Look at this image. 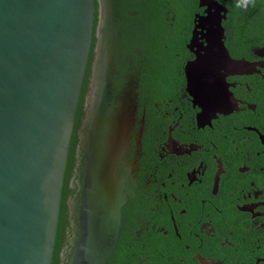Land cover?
Wrapping results in <instances>:
<instances>
[{"label":"flooded vegetation","instance_id":"af4514ba","mask_svg":"<svg viewBox=\"0 0 264 264\" xmlns=\"http://www.w3.org/2000/svg\"><path fill=\"white\" fill-rule=\"evenodd\" d=\"M221 55L244 67L191 84L189 65ZM72 140L52 264L116 222L102 264H264V0H95ZM106 154L117 218L85 210Z\"/></svg>","mask_w":264,"mask_h":264},{"label":"water","instance_id":"95a60500","mask_svg":"<svg viewBox=\"0 0 264 264\" xmlns=\"http://www.w3.org/2000/svg\"><path fill=\"white\" fill-rule=\"evenodd\" d=\"M94 21L95 0H0V264L53 263ZM228 61L244 67L229 56L200 58L187 67L191 84L206 83L204 71ZM109 158L89 159L85 210L106 205L117 218L106 195ZM117 228L107 241L85 231L72 264H102Z\"/></svg>","mask_w":264,"mask_h":264},{"label":"trees","instance_id":"16d2710c","mask_svg":"<svg viewBox=\"0 0 264 264\" xmlns=\"http://www.w3.org/2000/svg\"><path fill=\"white\" fill-rule=\"evenodd\" d=\"M78 122L79 120L77 121V126H78ZM76 141L77 140H72L71 141V146H70V151H69V158H68V171L71 170L72 168V165H73V162H74V155H75V147H76ZM67 171V172H68ZM68 174H67V179H65V188L67 187V181H68ZM66 208V205H65V196L62 198V205H61V212L64 211Z\"/></svg>","mask_w":264,"mask_h":264},{"label":"snow or ice","instance_id":"6c2138e0","mask_svg":"<svg viewBox=\"0 0 264 264\" xmlns=\"http://www.w3.org/2000/svg\"><path fill=\"white\" fill-rule=\"evenodd\" d=\"M207 26H208V30L209 32L211 31V23H212V18L209 17L208 20H207ZM218 102V100L214 97H208L207 101H206V104H212V103H216Z\"/></svg>","mask_w":264,"mask_h":264}]
</instances>
